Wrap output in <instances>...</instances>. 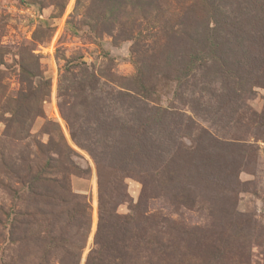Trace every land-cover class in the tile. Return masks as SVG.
Here are the masks:
<instances>
[{
  "label": "rangeland",
  "instance_id": "374dc122",
  "mask_svg": "<svg viewBox=\"0 0 264 264\" xmlns=\"http://www.w3.org/2000/svg\"><path fill=\"white\" fill-rule=\"evenodd\" d=\"M101 217L93 264H264V0H0V264Z\"/></svg>",
  "mask_w": 264,
  "mask_h": 264
},
{
  "label": "trees",
  "instance_id": "16d2710c",
  "mask_svg": "<svg viewBox=\"0 0 264 264\" xmlns=\"http://www.w3.org/2000/svg\"><path fill=\"white\" fill-rule=\"evenodd\" d=\"M86 204H87V202H86ZM103 230H104V222L102 221V217H101L100 222H99L98 231L96 234V243H97V245H101V246L99 248L97 247V248L92 249V251L90 252V254L88 256L86 264H93L96 255L98 253H101L102 245H103V241H102Z\"/></svg>",
  "mask_w": 264,
  "mask_h": 264
}]
</instances>
